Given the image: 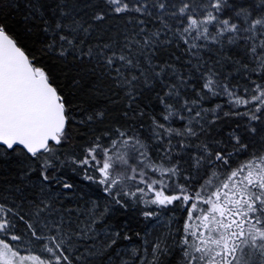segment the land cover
I'll use <instances>...</instances> for the list:
<instances>
[{"label": "snow or ice", "instance_id": "1", "mask_svg": "<svg viewBox=\"0 0 264 264\" xmlns=\"http://www.w3.org/2000/svg\"><path fill=\"white\" fill-rule=\"evenodd\" d=\"M0 264H264V0H0Z\"/></svg>", "mask_w": 264, "mask_h": 264}]
</instances>
